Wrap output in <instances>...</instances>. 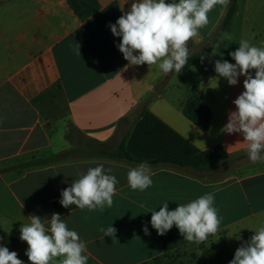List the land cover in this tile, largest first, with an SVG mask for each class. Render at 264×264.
Instances as JSON below:
<instances>
[{
  "label": "crops",
  "instance_id": "crops-1",
  "mask_svg": "<svg viewBox=\"0 0 264 264\" xmlns=\"http://www.w3.org/2000/svg\"><path fill=\"white\" fill-rule=\"evenodd\" d=\"M97 2L85 16L69 0L0 3V229L19 239L20 225L32 214L46 222L55 213L53 202L60 200L61 190L88 168L103 164L119 181L112 206L103 212L76 208L61 215L86 242L87 264H145L161 256L162 235L148 223L150 210L158 211L166 201L171 210L205 193L214 194L222 217L217 232L208 236L215 241L214 264H228L240 243L229 236L238 232L247 240L264 225V162L248 159L240 134L221 131L244 77L229 85L217 78L214 61L223 55L234 63L227 54L241 39L257 46L264 41V0H237L228 27L205 60L167 75L157 65H128L116 47L120 38L108 27L122 14L123 0ZM231 2L208 13V24L188 41L190 53L216 36ZM162 81L165 85L156 94ZM150 93L155 96L148 111L198 150L221 145L230 159L220 162L218 171L203 172L148 163L153 185L143 192L130 189L127 172L141 162L104 152L114 153L131 133ZM193 93L211 111L206 128L184 112ZM226 163L232 165L220 172ZM143 223L150 234L142 231ZM111 224L115 234L104 236L101 229ZM167 233L180 235L175 226Z\"/></svg>",
  "mask_w": 264,
  "mask_h": 264
},
{
  "label": "clouds",
  "instance_id": "clouds-1",
  "mask_svg": "<svg viewBox=\"0 0 264 264\" xmlns=\"http://www.w3.org/2000/svg\"><path fill=\"white\" fill-rule=\"evenodd\" d=\"M126 3L129 0H123L122 14L108 24L113 36L120 38L116 47L128 65H157L167 75L182 71L188 61V41L208 24V13L218 4L226 5L228 0H130L124 11ZM225 38L231 39L228 34ZM238 44L227 54L234 63L223 59V55L214 61L217 78L223 77L229 85H236L239 77H244L243 90L232 100L235 108L228 113L221 131L240 134L246 141L248 159L252 163L264 162V41L257 46L241 39ZM208 59L211 61V57ZM204 60L202 55L201 61ZM111 173L103 164L88 168L61 190L59 203L65 208L75 205L79 209L105 211L112 206L119 183ZM152 174L147 161L129 168V188L140 192L150 188ZM214 201L213 193H205L171 210L166 201L158 211L150 210L148 223L158 235L175 226L186 241L201 244L217 232L222 220ZM148 223L141 226L146 235L150 234ZM101 231L111 237L116 229L111 224ZM237 233L229 236L240 243L228 264H264V225L256 228L247 240ZM19 239L27 243L24 254L31 264H56L57 258H61L59 264H87L89 259L86 242L67 226L59 213L51 214L46 222L32 214L28 223L20 225ZM0 264H25V261L0 243Z\"/></svg>",
  "mask_w": 264,
  "mask_h": 264
},
{
  "label": "trees",
  "instance_id": "trees-1",
  "mask_svg": "<svg viewBox=\"0 0 264 264\" xmlns=\"http://www.w3.org/2000/svg\"><path fill=\"white\" fill-rule=\"evenodd\" d=\"M4 0H0V3ZM237 0H232L229 9L220 25V28L212 39L208 40L197 51L190 53L187 64L182 70H186L201 61V56L208 55L215 47L219 36L228 27L236 8ZM70 5L80 16L93 11L97 6V0H69ZM155 94H148L142 102V114L135 123L131 133L117 147L114 153L104 152L107 155L126 158L134 162L147 161L151 164L170 163L185 167L195 172L218 171V164L230 159V155L221 145L208 150H198L184 138L174 132L155 115L146 109ZM184 112L201 127L206 128L211 117L210 109L203 103L199 94L193 93L183 105ZM156 134V137H153ZM147 148V149H144ZM56 157V156H54ZM239 155L237 158H242ZM55 213L60 215L76 209L75 205L69 208L63 207L59 200L53 202ZM0 243L9 248L25 253L27 244L0 229ZM176 241H178L176 243ZM188 243L177 234L166 233L161 236L163 251L166 252L179 242ZM25 255V254H24ZM26 256V255H25ZM27 257V256H26Z\"/></svg>",
  "mask_w": 264,
  "mask_h": 264
},
{
  "label": "rangeland",
  "instance_id": "rangeland-1",
  "mask_svg": "<svg viewBox=\"0 0 264 264\" xmlns=\"http://www.w3.org/2000/svg\"><path fill=\"white\" fill-rule=\"evenodd\" d=\"M156 137V134H153ZM147 149V148H144ZM234 160L232 163H235ZM232 163H226L220 168V172L228 169ZM178 241H176L177 243ZM214 238L211 236L206 241L198 246H191L188 243L181 241L176 246L166 251L161 256H158L145 264H214V258L217 255L214 250Z\"/></svg>",
  "mask_w": 264,
  "mask_h": 264
},
{
  "label": "water",
  "instance_id": "water-1",
  "mask_svg": "<svg viewBox=\"0 0 264 264\" xmlns=\"http://www.w3.org/2000/svg\"><path fill=\"white\" fill-rule=\"evenodd\" d=\"M164 85H165V82H160L159 84H158V86L156 87V89H155V93L156 94H160L161 93V91H162V89H163V87H164ZM141 111L139 112V115H141Z\"/></svg>",
  "mask_w": 264,
  "mask_h": 264
}]
</instances>
